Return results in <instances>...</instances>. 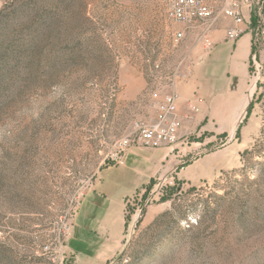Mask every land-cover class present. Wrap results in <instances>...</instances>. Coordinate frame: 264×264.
<instances>
[{"label": "rangeland", "instance_id": "374dc122", "mask_svg": "<svg viewBox=\"0 0 264 264\" xmlns=\"http://www.w3.org/2000/svg\"><path fill=\"white\" fill-rule=\"evenodd\" d=\"M172 2L0 0V264H264V0L245 10L244 91L191 122L173 176L125 202L124 232L89 216L148 117L138 92L170 67ZM193 164L216 169L191 181Z\"/></svg>", "mask_w": 264, "mask_h": 264}, {"label": "crops", "instance_id": "0c3cea01", "mask_svg": "<svg viewBox=\"0 0 264 264\" xmlns=\"http://www.w3.org/2000/svg\"><path fill=\"white\" fill-rule=\"evenodd\" d=\"M217 24L218 22L212 25L195 23L173 31L170 67L158 74L152 84L143 85L138 92L139 106L145 107L143 114L148 116L140 122L152 123L155 120V103L150 95L153 90L173 91L179 95L178 116L183 122L181 136L185 137L190 133L189 125L192 121H210L209 103L211 105V102L234 98L244 91L250 76L252 37L246 33L236 43H230L225 33L232 27V22L220 23L219 31H216ZM178 32H183L184 38L176 43L174 35ZM205 36L210 40V47L204 42ZM172 77L179 78L173 90L169 83ZM189 101L197 103L199 112H190ZM179 154L173 147L155 150L132 148L125 153L121 166L109 167L103 171V176L89 196L87 206L89 216L94 215L100 220L97 232H124L125 202L153 182L155 176L159 175L160 179L173 176V161ZM199 167H191V171H194L191 181L206 179L207 174H212L216 169L209 167L201 170Z\"/></svg>", "mask_w": 264, "mask_h": 264}, {"label": "built area", "instance_id": "2783aa9c", "mask_svg": "<svg viewBox=\"0 0 264 264\" xmlns=\"http://www.w3.org/2000/svg\"><path fill=\"white\" fill-rule=\"evenodd\" d=\"M253 0H173L168 11V20L173 24L189 27L195 23L212 25L221 17L230 19L233 27L227 30L226 37L230 43H236L246 32L245 10L251 8ZM175 42L183 40V32L174 35ZM205 44L210 47V40L205 36ZM179 78L169 79L173 87ZM151 98L155 103L156 117L152 123L136 125L133 136H129L115 145L117 152L115 162L123 164V158L132 148L155 150L174 147L181 139L183 122L178 116L179 95L175 92L153 90ZM190 112L199 109L195 101H189Z\"/></svg>", "mask_w": 264, "mask_h": 264}, {"label": "trees", "instance_id": "16d2710c", "mask_svg": "<svg viewBox=\"0 0 264 264\" xmlns=\"http://www.w3.org/2000/svg\"><path fill=\"white\" fill-rule=\"evenodd\" d=\"M52 16H41V24H45V23H47V22H50L51 20H52ZM45 25H47V24H45ZM251 107H249V109H250Z\"/></svg>", "mask_w": 264, "mask_h": 264}]
</instances>
